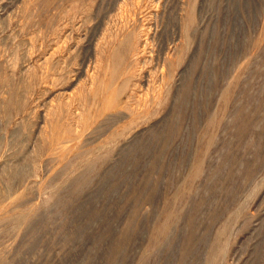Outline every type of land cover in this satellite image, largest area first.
Instances as JSON below:
<instances>
[{"label":"rangeland","instance_id":"374dc122","mask_svg":"<svg viewBox=\"0 0 264 264\" xmlns=\"http://www.w3.org/2000/svg\"><path fill=\"white\" fill-rule=\"evenodd\" d=\"M0 264H264V0H0Z\"/></svg>","mask_w":264,"mask_h":264},{"label":"bare ground","instance_id":"6f19581e","mask_svg":"<svg viewBox=\"0 0 264 264\" xmlns=\"http://www.w3.org/2000/svg\"><path fill=\"white\" fill-rule=\"evenodd\" d=\"M145 42V41H144ZM143 44V43H142ZM150 46V45H149ZM117 55V54H116Z\"/></svg>","mask_w":264,"mask_h":264}]
</instances>
